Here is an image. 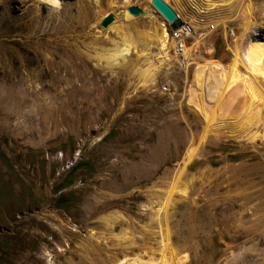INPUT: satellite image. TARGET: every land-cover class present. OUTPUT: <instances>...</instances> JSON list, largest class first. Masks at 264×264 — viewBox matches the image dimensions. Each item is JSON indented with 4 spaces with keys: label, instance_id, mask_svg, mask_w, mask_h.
<instances>
[{
    "label": "rangeland",
    "instance_id": "rangeland-1",
    "mask_svg": "<svg viewBox=\"0 0 264 264\" xmlns=\"http://www.w3.org/2000/svg\"><path fill=\"white\" fill-rule=\"evenodd\" d=\"M45 1L0 0V264H264V91L237 123L211 119V86L207 115L192 102L194 64L228 69L264 0H169L202 21L186 68L151 0ZM128 29L151 49L108 61Z\"/></svg>",
    "mask_w": 264,
    "mask_h": 264
},
{
    "label": "bare ground",
    "instance_id": "bare-ground-1",
    "mask_svg": "<svg viewBox=\"0 0 264 264\" xmlns=\"http://www.w3.org/2000/svg\"><path fill=\"white\" fill-rule=\"evenodd\" d=\"M163 1L168 2L169 0ZM187 1L190 3V7L192 9H201V6L199 7V3H201L207 7V10L213 9L212 11L216 13L219 10L224 9L225 2L230 0H199V2L198 0H196V2L195 0H186V2ZM45 2L51 5H55L57 1L46 0ZM128 3L129 0H126L125 4ZM169 4L176 12L178 18L182 20V23L188 24L190 26L188 36L194 34V30L192 31V29L201 27L203 28V26L200 27V25H198L202 24L200 18L195 19L192 18L194 16H185L184 12L177 9L171 3ZM142 13H146V11H142ZM146 14L147 16L152 15L150 11H147ZM123 18L125 20L132 18V16L127 12L125 8L123 10ZM107 19L109 20V25L112 19L110 17H108ZM159 23L160 31L156 41L159 52L163 55L165 61H178L177 63H181V67L186 68L188 62L191 59H196V57L198 56L197 54H195L194 47L193 49L188 47L187 41L189 37L185 40L186 44L182 53L178 55L175 53V36H171V34L168 32V25L164 20H161ZM253 31H255L253 32L255 33V35L251 37L252 32L247 33L249 37L247 41L245 43H240L236 48V58L231 66L228 67V69L216 62H212L203 66L196 63L194 64V93L192 102L195 105L194 109H196L200 117L207 115L206 109L200 107L202 105L208 107L207 92L210 86V88L216 89L215 91L218 90V96L214 101V110L212 112L213 116L211 119H218L219 122L229 120L230 122L232 121L233 123H237L245 113H248L252 108H255L254 104L257 98L256 87H259L261 91H264V28L255 27L253 28ZM172 32L175 33V29ZM119 37L120 39L115 41L113 47L109 49V51H107L108 55L106 59L108 61L121 60L122 62H125L126 56L131 53L132 49L135 48L136 45H138V47L140 46L142 51H149L151 49L152 44L150 42L142 41L141 39H139V37L134 36L130 29L120 32ZM171 51L173 52V56H171ZM239 65L241 67H239ZM208 80H210V82H207ZM249 120H251L250 117H248L247 120L243 121V124L248 123ZM222 126L223 125L219 124L218 126L215 125L214 128H221ZM243 128H246V126H244ZM243 128L240 129L242 130ZM256 137L257 135L254 134L250 138L251 140H253ZM191 149L192 148H189V153ZM175 189L174 187H171L170 190H168V197L163 203L166 206L170 203V196L173 191L175 192ZM179 191L184 194L186 193L184 189H181ZM89 210H91L90 212L92 214L97 211L96 208H91ZM86 218L88 219V217ZM109 220L114 222L117 220V217L113 216ZM162 239L163 240H161V248H159L161 255L165 256L168 250V244L165 238ZM127 260L128 259L126 258H122L119 260L116 258V256H114L112 262L113 264H132L131 261L128 262L129 260ZM151 260L152 256H149V258L145 260L143 259L141 262L142 264H149L148 261ZM160 264L165 263L161 262Z\"/></svg>",
    "mask_w": 264,
    "mask_h": 264
},
{
    "label": "water",
    "instance_id": "water-1",
    "mask_svg": "<svg viewBox=\"0 0 264 264\" xmlns=\"http://www.w3.org/2000/svg\"><path fill=\"white\" fill-rule=\"evenodd\" d=\"M152 5L161 13V15L169 22L170 28L172 30L176 29L178 26L182 25V20L178 18L174 9L163 0H151ZM128 11L133 15H139L142 13L138 6L130 5ZM109 23L108 19H103L101 21V26L106 27Z\"/></svg>",
    "mask_w": 264,
    "mask_h": 264
},
{
    "label": "built area",
    "instance_id": "built-area-1",
    "mask_svg": "<svg viewBox=\"0 0 264 264\" xmlns=\"http://www.w3.org/2000/svg\"><path fill=\"white\" fill-rule=\"evenodd\" d=\"M190 26L188 24L182 23V25L178 26L175 29V53L181 54L183 49L185 48V40L188 36V31ZM174 31V30H173Z\"/></svg>",
    "mask_w": 264,
    "mask_h": 264
}]
</instances>
